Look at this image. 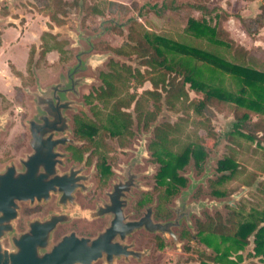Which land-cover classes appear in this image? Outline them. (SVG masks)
Wrapping results in <instances>:
<instances>
[{
	"label": "flooded vegetation",
	"instance_id": "1",
	"mask_svg": "<svg viewBox=\"0 0 264 264\" xmlns=\"http://www.w3.org/2000/svg\"><path fill=\"white\" fill-rule=\"evenodd\" d=\"M8 62L7 66L14 79L8 81L10 93L5 94L0 90V171L11 165L12 177L20 172L27 179L32 176L40 180L50 177L55 179V185L48 189L45 197L39 199L13 198V215L9 213V205L7 210L4 205L0 206V224L4 226L0 237L4 243L7 244L10 237L24 231L31 218L45 219L54 214L59 216L51 231L52 238L55 239L68 231L93 237L111 224L115 214H119V219L124 222L141 220L140 225L126 233L121 240L138 251L139 258L135 255L121 256L117 259V264H151L148 261L154 263L159 247L172 246L178 241L179 248L191 250L190 245L202 242L207 235L220 236L206 227L209 219L218 216L224 218L219 210L208 212L204 204L196 212L193 207L187 206L188 196L185 202L182 199V204H174L176 191L180 192L186 181L182 171L178 169L186 162L175 167L174 153L152 143L155 138L154 127L159 123L153 122L158 115L145 124L143 119L135 117L132 108H123L130 112L131 121L127 131L112 111L104 110V126L97 130L100 134L92 132L90 136L96 139L88 140L80 137L79 133L80 130L91 132V127L79 122H84V118L94 119L92 110L88 108L86 112L66 109L65 125L58 122L55 131L49 134L51 139L57 138V141L47 147V142L42 139L49 132L39 133V129L54 128L55 124L52 126L44 123L43 115H47L46 112L32 108L30 96L23 90L24 87H31L33 81V86L40 83L41 77L38 72L36 77L30 72L32 62H27V55L22 70ZM45 63L46 68L50 69L54 64L60 68L64 62L59 59L57 52L55 60ZM33 64L39 66L40 62L35 61ZM23 72L28 76L26 80ZM56 73L57 81L61 74L66 76V68L63 72L58 70ZM68 96L73 95L68 92ZM107 114L111 115L110 124L106 123ZM45 118L48 122L55 120L53 117ZM133 126L140 128V134L142 130L149 131L150 137L141 142V135L136 138V128L133 129ZM195 148L198 149L199 146ZM201 149L200 153L204 150L203 144ZM191 157L189 154L188 159ZM196 157H193L192 163H195ZM31 168L35 172L31 173ZM48 169L50 173L46 172ZM224 184H218V187L220 185L219 188H227ZM186 188L183 191L185 193ZM202 190L201 185H194L189 199L200 201ZM209 193L215 197L222 196L212 193L211 187ZM232 195L238 197V193ZM7 198L3 197V201ZM236 203L227 205L235 206ZM176 227L178 232L175 236ZM101 262L102 259H99L93 264ZM200 263L205 262L200 260Z\"/></svg>",
	"mask_w": 264,
	"mask_h": 264
},
{
	"label": "trees",
	"instance_id": "2",
	"mask_svg": "<svg viewBox=\"0 0 264 264\" xmlns=\"http://www.w3.org/2000/svg\"><path fill=\"white\" fill-rule=\"evenodd\" d=\"M80 2L85 15L102 12L103 5L96 0H34L36 9L48 17V27H51V22H63L67 7L78 6ZM107 2L113 3L112 0ZM117 5L124 9L122 5ZM193 5L204 13L210 12L204 4ZM236 16L244 31L254 34L264 25V6L254 15ZM185 28L190 34L181 33L179 37L154 34L150 37L143 29L135 30L130 26L126 39L118 45L106 44L115 54L139 57L143 68L133 67L113 57L107 59L105 68L97 73L99 83L84 94L94 119L84 118V122L79 124L90 126L91 132L80 130L79 136L96 139L90 134H100L97 130L104 126V110L112 111L129 131L130 112L123 108L131 106L135 117L143 119L146 124L164 104L180 113L173 121L164 120L154 127L152 143L173 152L175 167H180L189 154L196 157L202 150V137L197 136L195 130L202 127L206 133H213L210 117L215 110L226 109L224 105L227 104L234 115L231 122L233 128L246 137V141L228 134L226 155L217 160V169L221 173L209 181L211 192L224 195L240 184L253 186V196L264 199V178L258 179L259 174L264 172V149L259 147L264 141V49L235 43L225 36L227 33L222 27L215 30L204 19L189 17ZM116 32L121 33L120 30ZM39 40V58L50 49H55L61 60L69 56V50L64 47L66 40L57 39L55 33L42 30ZM33 47L31 45L28 50L27 62L31 61ZM224 76L230 77L235 86L228 84L230 89L226 88ZM146 80L150 87L139 92L129 90ZM185 82L195 91H201V97H190ZM210 106H214L215 110ZM251 112L256 114L255 118L251 117ZM191 113L198 116L196 124L191 122L196 128L186 129L189 121L193 120ZM189 131H192L194 139ZM193 143L199 148H195ZM238 153L242 155L239 156L241 161L234 162ZM227 180H234L235 185L231 188L218 187ZM245 205L240 201L235 206H229L226 217L209 219L206 227L211 232H217L222 239L232 238L238 247L245 244L252 233L254 253L264 255V207L257 209L251 204L245 211ZM212 260L217 263L215 255Z\"/></svg>",
	"mask_w": 264,
	"mask_h": 264
},
{
	"label": "rangeland",
	"instance_id": "3",
	"mask_svg": "<svg viewBox=\"0 0 264 264\" xmlns=\"http://www.w3.org/2000/svg\"><path fill=\"white\" fill-rule=\"evenodd\" d=\"M71 1V0H67ZM101 2V13H84L81 2L78 6L67 7L66 13L63 15V22L55 24L51 22V27H48V17L42 12L36 9L34 0H0V38L4 31L6 36L0 40V66L3 63L4 57L2 53H6L9 49V45L14 43V29H18L21 35L24 36L21 39L20 46L17 47L18 59L23 57V50L27 48V52L31 45H34L31 52V65L30 72L34 77H41V84H45L50 81H54L57 77V71L63 72L66 65L73 64L74 53L79 48L87 49L89 44L92 45L90 53L83 55L92 59L93 65L89 68L82 69L77 72L78 76H84L89 78L90 81L81 83L78 87V94L72 96L76 98L74 104H72L73 110H85L88 111L89 103L85 102L83 95L86 91L90 90L91 86L97 85L99 79L97 73L99 70L105 68V63L109 57H114L120 62H126L133 67L143 68V65L139 62V57L134 54L126 57L124 55L115 54L111 49L106 47V44L114 46L118 45L122 40L126 39V34L130 26H133L135 30L143 29L150 37L154 34H160L165 36L179 37L178 34L185 33L190 34L187 30L186 24L189 17H193L197 20L204 19L209 25L214 26L215 30L218 27H222L228 38L232 39L235 43L241 44L244 47L260 46L264 49V25L254 34H247L241 26L236 14L240 16H251L260 10L261 6H264V0H112L113 3H106L107 0H96ZM204 4L209 13L202 12V9L196 8L193 4ZM122 5V7L118 6ZM42 30H49L56 34L57 39L66 40L64 47L69 50V56L62 60L64 63L62 66L54 64L50 69L46 68V61L55 60L57 52L50 50L48 53V59L46 53L42 58H39L40 46L31 43L37 36L40 35ZM120 30L121 33L116 31ZM173 38V37H172ZM203 39V38H201ZM24 40V42L22 41ZM204 40V39H203ZM30 41V43H29ZM13 50V49H11ZM52 52V54H51ZM52 55V56H51ZM40 62L39 66L33 64V62ZM9 63V62H8ZM10 64V63H9ZM37 67V68H36ZM25 80L28 76L23 72ZM226 88L230 89L229 85H234L230 81V77L224 76L223 78ZM229 84V85H228ZM34 81L31 83L33 87ZM185 88L188 91L190 97H201V91H195L190 88L189 83H184ZM145 87H150V83L146 80L142 84L136 87H130L129 90H136L139 92ZM226 109L215 110L214 106H210L215 110L210 117V125L213 133H206L205 130L200 127L197 128L196 135L202 137L200 143L203 144L204 150L202 153H198L195 163L193 157L189 158L181 169L183 176H185V186L180 188V192L176 191V200L174 204H182V199L185 202V198L188 196L187 206L193 207L194 210L207 206L208 212L215 210L220 211L222 217H226V211L230 203L238 204L243 201L245 205V211L249 210V206L253 204L257 209L264 207V199L256 197L254 195L253 186H241L235 185L234 180H227L223 186L231 188L230 193H226L221 197L212 196L209 193V181L219 174L220 171L216 169V162L219 158L226 155V148L229 144L228 134L236 136L242 141H246L238 130L234 129L231 122L234 120V115L230 111L229 105L225 104ZM131 109V106L128 108ZM180 112L173 111L167 108L164 104L157 114L153 123L161 122L162 120L173 121ZM252 118H255V113H250ZM106 123L110 124V114L106 116ZM192 121L186 126V129H194L192 123H195L197 115L191 113ZM192 122V123H191ZM151 123V124H153ZM196 124V123H195ZM136 128L135 136L143 142L147 140L151 134L149 131L142 130L140 134V128ZM150 128V127H149ZM191 132V133H190ZM191 138L194 139L192 131H189ZM248 141V140H247ZM250 143L254 145L251 140ZM196 145V143H193ZM259 147L264 149V141ZM238 153L234 162H240ZM193 159V160H192ZM250 168V164L247 165ZM264 178V172H261L258 176ZM201 185L202 193L201 200L196 201L189 199L194 185ZM237 184V183H236ZM184 187H187L186 193ZM220 187V185H219ZM190 193V194H189ZM238 193V197L232 194ZM179 196H181L179 198ZM203 198H205L203 200ZM205 204V205H204ZM191 213V212H190ZM246 214V213H244ZM179 218L176 217V220ZM182 220V219H181ZM180 220V221H181ZM178 228H174V235L176 236ZM252 233L248 235V239L241 247L236 246L232 241V238L222 239L217 234L207 235L204 238V243L197 242V244L190 245L191 250H184L179 248L180 245L175 241V245L167 246L165 248L159 247L157 251L154 263L150 260L151 264H199V261L209 262L210 264H264V255L262 253H254ZM54 239V238H52ZM173 247V248H172ZM215 255L216 262L212 260V256ZM201 264V263H200Z\"/></svg>",
	"mask_w": 264,
	"mask_h": 264
},
{
	"label": "water",
	"instance_id": "4",
	"mask_svg": "<svg viewBox=\"0 0 264 264\" xmlns=\"http://www.w3.org/2000/svg\"><path fill=\"white\" fill-rule=\"evenodd\" d=\"M91 50L92 45L89 44L87 49L79 48L74 53L75 62L66 65V76L61 74L57 81L55 79L45 84L37 83L33 87L23 88L24 92L30 96L32 108L46 112L47 115H43L44 123L52 126L55 124L54 128L39 129V133L49 132L48 136L42 139L47 142V147L57 141V138L51 139L49 134L55 131L58 122L65 125L67 116L64 111L71 109L72 104L77 102L76 98L68 96V92L77 97L79 85L90 81L89 78L78 76L77 72L93 65L91 57L83 56ZM45 116L53 117L56 121L48 122ZM32 132L35 133V131ZM31 169V173L35 172L33 168ZM46 172L50 173V169ZM54 185L55 179L50 177L45 180L33 178V176L27 179L23 172L12 177L11 165H9L5 170L0 171V206L4 205L7 210L9 205V213L13 215L15 207L13 198L39 199L45 197L48 189L53 188ZM3 197H8L5 202ZM58 217L54 214L45 219L31 218L28 227L10 237L7 244L0 237V264H93L99 259H102L101 264H117L116 261L121 256L135 255L139 258L137 256L139 252L121 240L126 233L138 227L141 220L124 222L119 219V214H115L111 224L93 237L68 231L52 239L51 231ZM3 227L0 224V233ZM116 236L118 239H115Z\"/></svg>",
	"mask_w": 264,
	"mask_h": 264
},
{
	"label": "crops",
	"instance_id": "5",
	"mask_svg": "<svg viewBox=\"0 0 264 264\" xmlns=\"http://www.w3.org/2000/svg\"><path fill=\"white\" fill-rule=\"evenodd\" d=\"M7 32V31H5ZM4 31L1 34V38L0 40H2V38H4L6 36V33ZM14 33V43L9 45V49L6 53H2L4 60L2 65L0 66V90L5 93L8 94L11 91L10 85L8 83L9 80H13L14 76L12 75V73L9 70V67L7 66V61L11 62L17 69L22 70L24 68L25 65V59H26V55H27V48L23 50V57L18 59L17 57V47H19L21 39L24 38L23 35H21L22 33H20V31L18 29H14L13 31ZM24 42V40H22ZM39 42V36H37L31 43L37 45V43ZM30 43V41H29ZM13 49V50H11ZM50 51H48L46 53V58L48 59V53ZM52 54V52H51ZM52 56V55H51Z\"/></svg>",
	"mask_w": 264,
	"mask_h": 264
}]
</instances>
